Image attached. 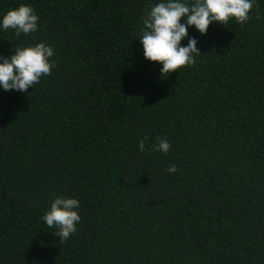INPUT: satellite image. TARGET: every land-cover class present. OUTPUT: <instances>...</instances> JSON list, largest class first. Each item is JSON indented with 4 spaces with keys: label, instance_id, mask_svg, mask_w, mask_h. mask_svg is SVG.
Listing matches in <instances>:
<instances>
[{
    "label": "trees",
    "instance_id": "trees-1",
    "mask_svg": "<svg viewBox=\"0 0 264 264\" xmlns=\"http://www.w3.org/2000/svg\"><path fill=\"white\" fill-rule=\"evenodd\" d=\"M155 2L0 0L39 16L0 55L54 48L26 93L0 90V264H264V0L190 27L201 53L164 77L138 40ZM57 195L81 201L63 241L42 220Z\"/></svg>",
    "mask_w": 264,
    "mask_h": 264
},
{
    "label": "clouds",
    "instance_id": "clouds-1",
    "mask_svg": "<svg viewBox=\"0 0 264 264\" xmlns=\"http://www.w3.org/2000/svg\"><path fill=\"white\" fill-rule=\"evenodd\" d=\"M254 0H157L141 17L138 37L143 57L159 65L161 77L177 72L181 67L192 65L200 52L198 39L189 36L194 27L205 35L213 23L227 25L235 20L243 23L248 19ZM39 16L27 3H21L0 15V31L13 30L17 37H27L38 30ZM187 40L183 44V40ZM54 48L44 41L28 46H13L12 54L0 55V90L26 93L42 76L51 73ZM152 145L156 151L167 154L170 143L167 138H157ZM139 150L145 151L144 140ZM176 171L173 164L166 169ZM81 201L75 197L57 195L42 216L43 222L59 240H67L76 231L81 217Z\"/></svg>",
    "mask_w": 264,
    "mask_h": 264
}]
</instances>
